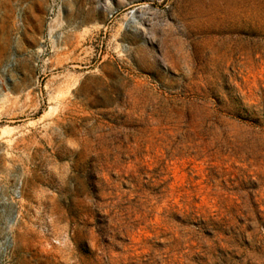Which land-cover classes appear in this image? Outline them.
<instances>
[{
	"label": "rangeland",
	"instance_id": "1",
	"mask_svg": "<svg viewBox=\"0 0 264 264\" xmlns=\"http://www.w3.org/2000/svg\"><path fill=\"white\" fill-rule=\"evenodd\" d=\"M0 264H264V0H0Z\"/></svg>",
	"mask_w": 264,
	"mask_h": 264
}]
</instances>
